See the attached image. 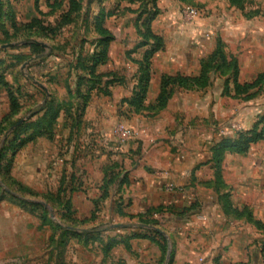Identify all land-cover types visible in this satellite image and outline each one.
<instances>
[{
	"label": "rangeland",
	"instance_id": "rangeland-1",
	"mask_svg": "<svg viewBox=\"0 0 264 264\" xmlns=\"http://www.w3.org/2000/svg\"><path fill=\"white\" fill-rule=\"evenodd\" d=\"M186 8L194 9L196 16L184 13ZM106 38H110L108 47L113 44L117 72L132 76L135 86L147 68L150 75L154 67L158 69L153 62L162 56L178 59L179 71L167 76L194 78L205 70L196 89H174L172 96L179 93L185 99L192 92L193 100L206 103L207 110L193 111V151L202 153L198 164L207 161L204 153H212L208 161L213 178L228 196L230 213L259 229L261 222L255 220L252 206L259 196L254 185L264 182V132L245 152H218L222 141L232 144L264 117V80L246 94L235 89L264 74V0H0V250L27 255L35 247L39 264H46L47 250H52L48 264H79L78 260L96 264L100 247L117 241V229L110 221L91 218L82 222L63 204L76 189L88 185L93 189L101 178L99 160L79 162L72 156L65 160L63 152L65 142L76 148L79 139L89 136L77 122L75 109L84 100L75 92L81 80L89 78V60L101 50L99 40ZM36 60L46 62L40 73L34 72ZM85 93L82 86L81 94ZM10 97L18 108L13 114ZM51 98L52 103L74 105V110L70 115L61 109L51 113L53 122L47 133L29 141L32 131H24L25 127L43 116ZM152 105H147L145 97L133 114L153 118L159 112ZM38 108L43 110L34 115ZM120 114L128 118L126 112ZM62 117L69 119L67 128L61 127ZM262 128L258 125L257 132ZM118 129L133 134L120 145L137 140L135 129L120 123L114 133ZM53 134L56 141L42 139ZM223 171L229 173L230 182L240 180L241 187L248 189L242 202L231 201ZM79 209L88 214L89 208ZM121 225L120 231L134 239L159 241L151 226ZM92 231H104L106 238L89 234Z\"/></svg>",
	"mask_w": 264,
	"mask_h": 264
},
{
	"label": "crops",
	"instance_id": "crops-1",
	"mask_svg": "<svg viewBox=\"0 0 264 264\" xmlns=\"http://www.w3.org/2000/svg\"><path fill=\"white\" fill-rule=\"evenodd\" d=\"M112 46L110 43L105 63L95 70L96 75L102 76L98 89L108 94L93 90L77 121L89 136L79 139L76 148L65 142L68 144L63 152L65 160L70 156L79 162L94 158L99 160L102 172L93 189L88 185L72 194L69 203L73 213L81 220L110 221L112 226L155 221L171 244V256L164 264H263L264 229L252 227L228 212L222 198L224 192L215 184L213 166L208 161L212 153H204L207 161L200 165L197 160L202 153L193 151V111L207 110L206 103L193 100L192 92L185 99L177 93L153 118L128 113V106L121 102L133 94L136 83L132 76L122 77L117 72ZM44 63L36 60L34 72L45 70ZM153 63L159 65V70L154 67L150 75L147 105L155 102L161 76L179 71L175 56L155 58ZM60 105L52 103L56 110ZM48 109L49 106L45 112ZM122 111L128 118L122 119ZM62 118L61 127L67 128L69 119ZM119 123L135 129L137 140L120 145L114 133ZM56 138L53 134L42 139L53 142ZM174 146L178 149L174 150ZM235 172L240 179L239 169ZM223 175L231 189V201L242 202L248 189L241 187L237 182L240 180L230 182L228 172L223 171ZM256 184L253 190L259 196L252 211L255 220L264 224V182ZM79 207L89 208L88 214L84 215ZM116 229L114 235L119 236L115 239H125L126 245L114 246L106 253L100 247L96 264H160L162 255L155 242L134 239L130 233ZM105 234L98 233L100 239L106 238ZM51 251L44 255L46 264ZM14 253L0 250V264H39L35 247L27 255Z\"/></svg>",
	"mask_w": 264,
	"mask_h": 264
},
{
	"label": "trees",
	"instance_id": "trees-1",
	"mask_svg": "<svg viewBox=\"0 0 264 264\" xmlns=\"http://www.w3.org/2000/svg\"><path fill=\"white\" fill-rule=\"evenodd\" d=\"M147 31L149 32V26L147 25ZM110 41L109 39H103V40H99V47L101 48V50L94 54L93 57L91 58V60H89V65H88V76L89 78H84V80H81V83L77 85L76 87V95L80 96V98H82L84 100L83 105L86 103V101L88 100L90 93L93 90H97L98 92H103L105 94H108V91H102L100 89H98V86L101 83L102 80V76L101 75H96L95 74V70L96 67L105 63V61L107 60V43ZM27 45H31V46H39L37 43L35 42H29ZM149 57H146V61ZM43 60V59H42ZM40 60V61H42ZM224 62V60H223ZM148 67V66H147ZM233 71H234V75H233V82L236 83V65L233 66ZM205 75V70H202L199 75L197 77L194 78H188V77H183V76H167V75H163L161 76L160 79V89H159V93L155 99V102L152 105V109L156 110V113L162 111L163 109H165V107L167 106L171 96H172V92L174 89H185V90H193L196 89L198 87V84L200 81H202L203 76ZM116 82H119L118 79L114 78ZM150 80V74L148 72V68H147V72L141 76V78L139 79L137 85L134 87L133 90V94L132 97L128 100H124L125 105L128 106L129 111L132 113H136V111H138L140 109V105L142 103V101L144 100V98L146 97V92H147V87H148V83ZM264 80V74L259 75L256 80L253 81V83L251 84H245L243 85L241 88L239 86H235V89H237L238 91H240V93H248L249 90L254 89L256 86H258L261 81ZM0 82H2V80L0 79ZM4 87H7L6 83H3ZM85 86L86 87V93L83 95L81 94V87ZM203 87V86H200ZM10 102L12 104V106L15 107L14 110H12V114L16 113L18 111V108L16 107L17 105H15V100L10 97ZM83 105L77 106L75 111L78 113V116L82 113L83 111ZM50 107V109H48L46 112V108ZM73 106L71 104H61L59 106V109H62L63 112H66L67 115H70L68 113L72 112L73 110ZM41 110H43V108H38L35 112H33L34 115L39 114V112H41ZM56 109H53L52 107V102H49L45 105V109H44V114H43V118H39L37 119L35 122L30 123L28 126L25 127L24 131H27L28 129H30L32 132L31 137L28 139L33 140V138L40 136L42 134H46L47 133V127H50L52 125L53 120H50L49 117H51V113L56 114L57 111ZM74 111V112H75ZM53 117V116H52ZM44 119L46 120V126L45 128L44 126ZM262 124L263 128L260 130V132H257V127L258 125ZM45 131V132H44ZM263 132H264V117L261 119L260 122H258L254 128L244 134H241L239 139L235 142H233L232 144H228L224 141L221 142L220 144V150L218 153H221L222 151L228 149V150H232V151H236V152H245L250 144L256 143L257 141H259L260 139L263 138ZM15 142V141H14ZM219 157V156H218ZM213 158H217L216 156V152L215 154L213 153ZM223 201L225 206L228 209V212H230V202L228 201V196L226 194L223 195ZM64 206L66 208L71 207L69 201L67 200L66 202L63 203ZM62 204V205H63ZM86 220H82V222H84ZM144 227H148L151 226L152 228H154V233L156 235V237L159 239V241L155 240L154 238H151V240L153 242H155L157 244V246L159 247V250L161 251V260H160V264H164L165 261L167 260V258H170L171 256V250H169L168 247V240L165 237V235L163 233H159L157 232L155 229H158V224L155 221H143L140 220L139 221ZM257 226H259L260 228L264 229V225L263 224H257ZM60 229L62 231H66V229L64 227H60ZM160 230V229H159ZM106 231V229L104 230ZM161 231V230H160ZM68 232H74L73 229H70V231L68 230ZM85 233V232H83ZM100 233V232H98ZM98 233H94L93 231L90 232L89 234H96L98 235ZM133 238V237H131ZM126 242L125 239H121V240H117V241H110L109 243H106L103 247V251L106 253L108 252L112 247L120 245V244H124ZM126 245V243H125Z\"/></svg>",
	"mask_w": 264,
	"mask_h": 264
},
{
	"label": "built area",
	"instance_id": "built-area-1",
	"mask_svg": "<svg viewBox=\"0 0 264 264\" xmlns=\"http://www.w3.org/2000/svg\"><path fill=\"white\" fill-rule=\"evenodd\" d=\"M184 13H187L192 16H196V11L191 8H186L184 10ZM115 134L117 135L118 139L120 138L121 140H118V143H122L126 141V139L130 138L133 134L131 133L130 130H124V129H118L115 131ZM264 264V261H263Z\"/></svg>",
	"mask_w": 264,
	"mask_h": 264
},
{
	"label": "water",
	"instance_id": "water-1",
	"mask_svg": "<svg viewBox=\"0 0 264 264\" xmlns=\"http://www.w3.org/2000/svg\"><path fill=\"white\" fill-rule=\"evenodd\" d=\"M43 89L45 90L46 94L48 95L46 89H45V88H43ZM23 121H24V120H21V121L17 124V126L21 125V124L23 123ZM113 227H114V228H122V225H114ZM155 230H156L157 232H159V233H163V232L160 231L159 229H155ZM163 234H164V233H163Z\"/></svg>",
	"mask_w": 264,
	"mask_h": 264
}]
</instances>
